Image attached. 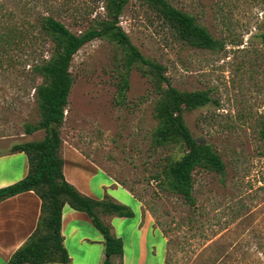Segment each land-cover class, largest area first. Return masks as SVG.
I'll list each match as a JSON object with an SVG mask.
<instances>
[{
    "label": "rangeland",
    "instance_id": "rangeland-1",
    "mask_svg": "<svg viewBox=\"0 0 264 264\" xmlns=\"http://www.w3.org/2000/svg\"><path fill=\"white\" fill-rule=\"evenodd\" d=\"M167 1L195 17L222 48L205 50L180 41L139 0L124 9L120 26L145 57L166 67L177 89L210 92L211 103L186 111L184 119L198 142L221 155L226 175L195 172V207L162 190L157 171L170 157L185 154L180 145H153L155 107L165 90L157 89L138 67L122 98L123 51L107 39L87 44L74 57L62 147L76 148L92 169L103 170L106 178L98 173L96 181L109 183L110 177L112 185L122 186L112 187V195L125 188L140 201L145 216L166 238L160 241L161 264L165 254L164 264H264V142L259 137L264 121V0ZM42 17H53L79 35L92 25L101 27L107 12L104 0H0L5 32H23L11 33L15 41L23 40L2 51L7 55L0 67V139L15 145L40 141L46 134L24 133L26 124L41 120L33 88L42 79L30 75L31 70L53 51L37 29Z\"/></svg>",
    "mask_w": 264,
    "mask_h": 264
},
{
    "label": "trees",
    "instance_id": "trees-1",
    "mask_svg": "<svg viewBox=\"0 0 264 264\" xmlns=\"http://www.w3.org/2000/svg\"><path fill=\"white\" fill-rule=\"evenodd\" d=\"M131 0H104L107 18L101 27L90 26L79 35L53 17H42L37 25L53 44L51 56L34 65L30 75L42 79L34 86V97L41 120L37 125H25V134L44 130L45 137L14 145L11 153H25L29 160L26 178L6 188L0 189V203L26 192H35L42 201V214L36 231L13 255L8 264H69L70 256L62 235V215L66 204L76 211L86 213L93 225L104 237L106 259L103 264H113V258L123 256V241L112 234L103 216L132 218L133 211L112 199L95 200L81 194L64 175V158L61 154L62 139L60 129L64 124L65 112L74 83L71 65L75 55L87 44L97 39H107L123 51L122 72L119 92L122 98L129 89V77L134 68L141 67L143 75L149 78L160 93L155 117L158 122L153 132L155 147L183 146L185 154L180 159L169 161L157 171L162 190L184 198L187 204L196 206V171L208 174L226 175L227 167L221 155L210 144L197 141L189 130L184 113L205 107L211 103L209 91L185 93L173 86L164 65L145 57L120 26V18ZM149 5L157 15L175 32L178 39L194 48L217 50L222 42L200 25L196 18L184 12L167 0H139ZM33 28H36V26ZM9 29L0 22V67L4 64L8 47L18 46L23 38L15 41ZM12 33V34H11ZM25 34V32H24ZM264 41V35H263ZM8 57V56H6ZM259 137L264 142V121Z\"/></svg>",
    "mask_w": 264,
    "mask_h": 264
},
{
    "label": "crops",
    "instance_id": "crops-1",
    "mask_svg": "<svg viewBox=\"0 0 264 264\" xmlns=\"http://www.w3.org/2000/svg\"><path fill=\"white\" fill-rule=\"evenodd\" d=\"M14 145L0 139V189L16 184L29 173L27 155L10 152ZM61 152L65 178L81 194L99 201L110 198L134 213L132 218L102 217L112 234L123 241V256L121 259L113 258V264H161L160 241L166 238L158 228H154L152 219L145 216L140 201L125 188L119 195H112L111 188L117 189L121 185L115 180L117 186L112 185L110 177L107 178L109 183L104 181L107 175L103 170L92 169L88 159L76 148L63 146ZM98 173L105 175L100 181H96ZM41 214L42 201L33 191L0 203V264H8L29 240L38 227ZM62 235L70 256L69 264H103L106 255L104 237L86 213L66 204L62 215ZM165 259L166 254L163 264Z\"/></svg>",
    "mask_w": 264,
    "mask_h": 264
}]
</instances>
